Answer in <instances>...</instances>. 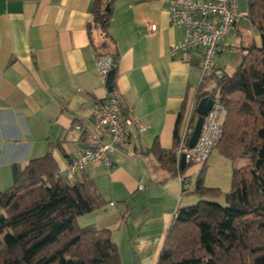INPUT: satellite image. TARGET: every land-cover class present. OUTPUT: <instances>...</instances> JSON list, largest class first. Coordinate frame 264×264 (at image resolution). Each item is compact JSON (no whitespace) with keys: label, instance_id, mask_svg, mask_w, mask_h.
<instances>
[{"label":"crops","instance_id":"1","mask_svg":"<svg viewBox=\"0 0 264 264\" xmlns=\"http://www.w3.org/2000/svg\"><path fill=\"white\" fill-rule=\"evenodd\" d=\"M97 1L106 2L0 0V192L11 187L13 166L50 154L59 170L84 149L73 125L88 122L92 104L106 96L94 60L100 52H116L115 87L123 113L134 117L143 130L129 129L112 168L88 165L68 181H91L106 202L102 209L78 218L80 227L110 230L120 264L123 255L127 264H156L177 209L198 199L189 196L188 187L201 166L185 170L188 184L182 186L145 152L154 143L164 151L172 149L183 102L194 98L203 77L209 78L204 91L213 89L215 81L198 69L197 53L189 60L169 56L181 40V30L168 22L171 0H114L107 29L112 43L92 24ZM240 23L218 54L233 37L240 47L247 44L239 37ZM148 24L155 25L154 33L147 31ZM234 166L242 165L238 161Z\"/></svg>","mask_w":264,"mask_h":264},{"label":"trees","instance_id":"2","mask_svg":"<svg viewBox=\"0 0 264 264\" xmlns=\"http://www.w3.org/2000/svg\"><path fill=\"white\" fill-rule=\"evenodd\" d=\"M113 1H97L92 8V24L111 43L107 29ZM245 1L259 43L251 40L241 47L239 65L213 89L203 90L209 79L203 77L194 100L197 107L203 98L218 99L225 115L215 149L232 163H248L233 167L225 194L203 185L206 164L201 166L193 191L199 199L177 209L156 264H264V0ZM110 55L118 60L116 52ZM184 109L185 101L172 149L154 143L145 152L171 178L183 176L190 166L181 171L174 155ZM56 171L50 154L13 166L11 187L0 192V264H120L110 230L77 226L79 217L106 205L93 183L56 179Z\"/></svg>","mask_w":264,"mask_h":264},{"label":"built area","instance_id":"3","mask_svg":"<svg viewBox=\"0 0 264 264\" xmlns=\"http://www.w3.org/2000/svg\"><path fill=\"white\" fill-rule=\"evenodd\" d=\"M242 16L246 17L247 12ZM242 16L238 0H171L168 22L171 27L181 30V40L170 48L169 56L189 60L197 53V67L202 75H208L217 82L224 73L215 67V58L224 39L236 32ZM155 30V25H147L149 33ZM94 66L106 96L104 100L92 104L88 122L73 125V129L83 138L84 149L71 158L66 167L55 172L56 179L73 180L92 164L112 168L114 156L128 140L129 129L136 127L139 132L143 130L134 117L123 113L124 104L118 89L112 85V90H107V78L116 69L117 60L110 54H100L96 56ZM209 98L213 104L203 119L199 137L192 149H189L188 144L198 117L193 118L196 109L194 98L185 104L174 151L178 168L182 155L185 156L186 164H206L222 138L225 112L218 99ZM178 178L182 186L188 184L183 176ZM141 189L142 186L139 187Z\"/></svg>","mask_w":264,"mask_h":264},{"label":"rangeland","instance_id":"4","mask_svg":"<svg viewBox=\"0 0 264 264\" xmlns=\"http://www.w3.org/2000/svg\"><path fill=\"white\" fill-rule=\"evenodd\" d=\"M238 5H239L240 15L241 16L245 15L247 12L246 1L238 0ZM240 21L241 23L238 29L240 33L239 37L241 36L243 38V42H245V44L250 43L251 40H254L255 43L258 44L259 43L258 33L256 30H254L251 27L247 17L242 16ZM234 38L235 37L231 38L227 42L226 51L218 54L214 61L218 65V67L224 68L225 72L228 74H231L232 72L235 71L242 57L241 47ZM243 46L246 47V45H243ZM239 162H240V165H243V164L246 165L248 163L247 161H244V160H241ZM205 167H206V170L204 174V185L208 188L219 189L221 194H225L229 192L230 187H231L232 161L221 156L219 152L216 149H214L210 157L208 158ZM196 181H197V176H193L191 179V184L188 187L190 190L189 196L197 197L196 195L193 194V188H194ZM198 199L195 200V202L198 201ZM219 202L221 204L224 203L221 199ZM79 218H83V217L81 216ZM77 226L80 227L78 224ZM123 259H124V264H127L125 255H123Z\"/></svg>","mask_w":264,"mask_h":264},{"label":"water","instance_id":"5","mask_svg":"<svg viewBox=\"0 0 264 264\" xmlns=\"http://www.w3.org/2000/svg\"><path fill=\"white\" fill-rule=\"evenodd\" d=\"M107 10V8H106ZM115 76V71L110 72L108 78H107V82H106V86H107V90L108 92H110L112 90V82H113V78ZM213 104V100L211 98H203L199 101L197 107H196V114H197V121L194 127V131L193 134L190 138L188 147L189 149H192L199 137L200 131H201V127H202V123H203V119L204 117L208 114V112L210 111L211 107ZM186 163H185V156L182 155L181 159H180V163H179V169L181 171H183L185 169Z\"/></svg>","mask_w":264,"mask_h":264}]
</instances>
